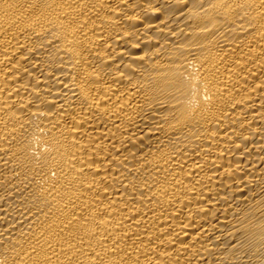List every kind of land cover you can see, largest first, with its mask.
Instances as JSON below:
<instances>
[{
    "label": "bare ground",
    "instance_id": "1",
    "mask_svg": "<svg viewBox=\"0 0 264 264\" xmlns=\"http://www.w3.org/2000/svg\"><path fill=\"white\" fill-rule=\"evenodd\" d=\"M0 264H264V0H0Z\"/></svg>",
    "mask_w": 264,
    "mask_h": 264
}]
</instances>
